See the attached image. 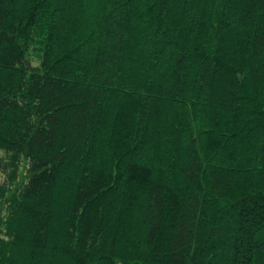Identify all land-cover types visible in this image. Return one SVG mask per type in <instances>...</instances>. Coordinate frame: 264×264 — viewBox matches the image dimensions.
I'll return each instance as SVG.
<instances>
[{"label":"trees","instance_id":"trees-1","mask_svg":"<svg viewBox=\"0 0 264 264\" xmlns=\"http://www.w3.org/2000/svg\"><path fill=\"white\" fill-rule=\"evenodd\" d=\"M0 264H264V0H0Z\"/></svg>","mask_w":264,"mask_h":264},{"label":"rangeland","instance_id":"rangeland-1","mask_svg":"<svg viewBox=\"0 0 264 264\" xmlns=\"http://www.w3.org/2000/svg\"><path fill=\"white\" fill-rule=\"evenodd\" d=\"M5 174H0V184L6 180Z\"/></svg>","mask_w":264,"mask_h":264}]
</instances>
